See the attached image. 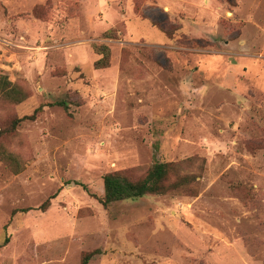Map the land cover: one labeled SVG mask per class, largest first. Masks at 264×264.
I'll return each instance as SVG.
<instances>
[{
  "label": "rangeland",
  "instance_id": "obj_1",
  "mask_svg": "<svg viewBox=\"0 0 264 264\" xmlns=\"http://www.w3.org/2000/svg\"><path fill=\"white\" fill-rule=\"evenodd\" d=\"M0 75V264H264V0H0ZM183 161L194 196L99 201Z\"/></svg>",
  "mask_w": 264,
  "mask_h": 264
},
{
  "label": "trees",
  "instance_id": "obj_2",
  "mask_svg": "<svg viewBox=\"0 0 264 264\" xmlns=\"http://www.w3.org/2000/svg\"><path fill=\"white\" fill-rule=\"evenodd\" d=\"M165 34H168L162 30ZM112 32L103 34L104 38H112ZM96 55L100 56L94 62L96 69H104L109 66L110 49L106 45H93ZM21 91L13 85L6 76L0 75V100L9 103H17L25 99ZM63 105V104H61ZM21 120L14 119L8 127L0 129V140L11 136L17 129ZM0 160L15 174L19 173V164L15 156L6 152L0 146ZM191 160H187L190 162ZM185 162H154L141 176H134L132 170L107 173L103 176L104 196L99 200L104 208L111 204L128 199H138L148 195L164 196L168 194H184L194 196L197 194L195 177L192 174L184 173L182 166ZM47 199L39 209L46 211L50 205ZM25 212V210H22ZM13 213H18L14 211ZM7 238L4 244L7 242ZM95 255L94 252L84 255L81 264H88Z\"/></svg>",
  "mask_w": 264,
  "mask_h": 264
}]
</instances>
